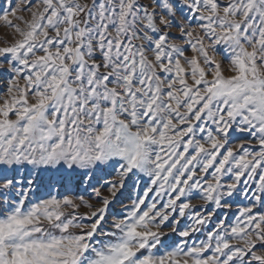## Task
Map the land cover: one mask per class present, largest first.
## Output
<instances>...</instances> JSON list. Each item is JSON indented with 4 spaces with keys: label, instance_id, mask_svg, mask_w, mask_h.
Instances as JSON below:
<instances>
[{
    "label": "rangeland",
    "instance_id": "1",
    "mask_svg": "<svg viewBox=\"0 0 264 264\" xmlns=\"http://www.w3.org/2000/svg\"><path fill=\"white\" fill-rule=\"evenodd\" d=\"M0 264H264V0H0Z\"/></svg>",
    "mask_w": 264,
    "mask_h": 264
}]
</instances>
